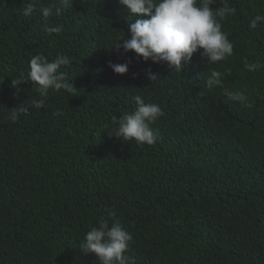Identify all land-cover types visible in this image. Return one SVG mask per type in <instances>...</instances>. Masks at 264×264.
Segmentation results:
<instances>
[{"label": "trees", "instance_id": "obj_1", "mask_svg": "<svg viewBox=\"0 0 264 264\" xmlns=\"http://www.w3.org/2000/svg\"><path fill=\"white\" fill-rule=\"evenodd\" d=\"M209 7L231 10L216 19L233 54L208 63L198 51L177 71L117 50L136 19L119 0H0V264H100L80 244L101 219L132 236L128 264H264V21L250 27L264 0ZM38 54L67 55L76 91L50 89L12 121L41 98L31 81L12 85ZM129 61L125 74L110 66ZM213 71L221 85L208 88ZM136 95L163 110L153 145L108 132Z\"/></svg>", "mask_w": 264, "mask_h": 264}, {"label": "clouds", "instance_id": "obj_2", "mask_svg": "<svg viewBox=\"0 0 264 264\" xmlns=\"http://www.w3.org/2000/svg\"><path fill=\"white\" fill-rule=\"evenodd\" d=\"M129 12L136 17L128 26L127 35L121 43L116 44L117 50L123 49L124 53L134 50L145 61L166 63L169 69L181 71L182 62H189L196 52L208 63L224 60L233 54V44L222 31V25L216 17L223 18L231 10L227 7L213 10L209 7V0H205L202 7L197 6V0H119ZM61 5L67 9L73 6V0H60ZM61 9H56L59 14ZM33 6L29 5L24 10V15L29 16ZM42 17L47 19L53 14L51 7L41 9ZM148 17V18H145ZM258 21L264 17L257 15L250 22L251 28L257 27ZM62 27H48L49 34L59 33ZM71 63L67 55L58 56L49 62L42 54L33 56L29 62L27 79H13L15 87L24 81H31L38 85L37 93L41 98H32L19 107L10 109V119L16 121L22 113L29 108L41 109L45 106L49 90L61 89L74 93L76 88L73 82L65 78L62 67ZM129 62L123 64H110L117 74H125L129 70ZM258 65H246L250 70H255ZM157 74L149 73V78L154 80ZM221 73L211 72L207 79L208 88L221 85ZM232 100H239L242 94L227 92ZM136 108L131 114L122 115L113 120L110 135L124 142L135 141L138 144L153 145L159 139L158 132L151 128L163 110L154 103H145L140 95L134 97ZM250 106V105H249ZM99 226H93L85 234L80 248L85 253H95L100 264H128L125 255L130 249L132 236L121 226L118 220L109 224L107 219H101Z\"/></svg>", "mask_w": 264, "mask_h": 264}]
</instances>
